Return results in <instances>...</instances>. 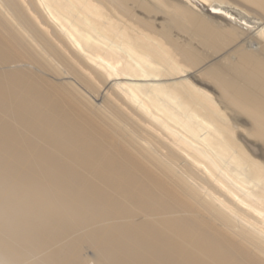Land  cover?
<instances>
[{
  "label": "bare ground",
  "instance_id": "bare-ground-1",
  "mask_svg": "<svg viewBox=\"0 0 264 264\" xmlns=\"http://www.w3.org/2000/svg\"><path fill=\"white\" fill-rule=\"evenodd\" d=\"M264 264V0H0V264Z\"/></svg>",
  "mask_w": 264,
  "mask_h": 264
},
{
  "label": "rangeland",
  "instance_id": "rangeland-1",
  "mask_svg": "<svg viewBox=\"0 0 264 264\" xmlns=\"http://www.w3.org/2000/svg\"><path fill=\"white\" fill-rule=\"evenodd\" d=\"M85 252H86V254H87V256H88V259H87V261H88V264H96L97 262L95 261V259H93V252H92V250H90V249H85Z\"/></svg>",
  "mask_w": 264,
  "mask_h": 264
}]
</instances>
